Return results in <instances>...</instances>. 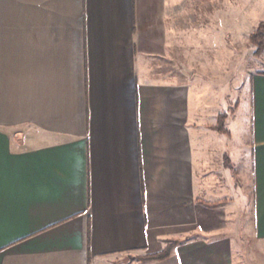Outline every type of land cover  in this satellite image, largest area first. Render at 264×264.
I'll list each match as a JSON object with an SVG mask.
<instances>
[{"label":"crops","instance_id":"obj_1","mask_svg":"<svg viewBox=\"0 0 264 264\" xmlns=\"http://www.w3.org/2000/svg\"><path fill=\"white\" fill-rule=\"evenodd\" d=\"M248 10L0 0V264H264V68L235 106L198 78L238 55Z\"/></svg>","mask_w":264,"mask_h":264},{"label":"rangeland","instance_id":"obj_2","mask_svg":"<svg viewBox=\"0 0 264 264\" xmlns=\"http://www.w3.org/2000/svg\"><path fill=\"white\" fill-rule=\"evenodd\" d=\"M241 3L249 8L246 15L253 17L255 22L260 23L264 20V17L261 16L264 12V0H241ZM243 32L246 33L245 30ZM238 50L239 52L236 57L230 60L226 59V62L229 63L209 66L207 69L208 72L202 68L198 71V78L200 80H204V84H207V80V82H209L208 84L220 83L222 88L224 87L225 93L230 95L232 106H235L240 101L243 102L247 96L250 84L248 71L264 68V36L260 43L257 44L253 43L249 38L248 41L241 43V47ZM247 115L248 113L246 107L241 108L237 112L236 117L232 118L230 121V127L233 129V131H236V127L241 128L242 122H245L247 126ZM239 139V143L241 145L243 143L247 145L246 143L250 141V133L248 128H246V131H244L242 137ZM238 168V180L242 185H248L250 187L252 183V170L251 159L249 158L248 154L245 157V163H240ZM142 256L145 255L139 256L136 254H124L121 255L118 260L120 262H127L131 258L140 260V257Z\"/></svg>","mask_w":264,"mask_h":264},{"label":"trees","instance_id":"obj_3","mask_svg":"<svg viewBox=\"0 0 264 264\" xmlns=\"http://www.w3.org/2000/svg\"><path fill=\"white\" fill-rule=\"evenodd\" d=\"M264 36V21H262L258 28L251 34V41L253 43H260L261 39ZM226 120H227V113H222L218 117V122L216 126L213 128L217 129L221 133L229 134L228 129L226 128ZM205 205L208 207H218L223 204V202H216V203H209L204 202ZM175 243L168 244L162 251L154 254H147L145 256L140 257L141 261H150V260H162L170 256L173 248L175 247Z\"/></svg>","mask_w":264,"mask_h":264}]
</instances>
